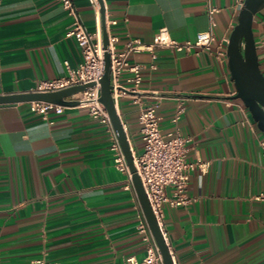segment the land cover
<instances>
[{
  "label": "crops",
  "instance_id": "obj_1",
  "mask_svg": "<svg viewBox=\"0 0 264 264\" xmlns=\"http://www.w3.org/2000/svg\"><path fill=\"white\" fill-rule=\"evenodd\" d=\"M243 0H72L85 29L99 13L122 50L151 42L164 28L174 39L211 29L210 50L164 47L129 53L141 66L139 102L123 94L117 109L131 146L142 148L138 110L151 104L163 133L189 134L186 159L206 165L189 173L193 200L163 202L162 224L175 264H264V157L258 127L235 97L226 50ZM207 3L217 6L210 24ZM74 15L59 0H0V93L32 90L83 59L66 31ZM252 30L264 74V6ZM152 53L155 56H152ZM128 70L120 74L126 83ZM181 107L179 118L173 116ZM45 119L28 102L0 103V260L33 264H113L142 258L146 222L131 179L116 168L114 130L83 105H65ZM170 188H167V191Z\"/></svg>",
  "mask_w": 264,
  "mask_h": 264
},
{
  "label": "built area",
  "instance_id": "obj_2",
  "mask_svg": "<svg viewBox=\"0 0 264 264\" xmlns=\"http://www.w3.org/2000/svg\"><path fill=\"white\" fill-rule=\"evenodd\" d=\"M59 1L63 7L74 15L72 25L68 28L66 34L73 35L76 38L81 48L83 59L77 66L68 67L66 75L42 79L32 90H57L78 83L93 82L89 87L76 91L68 98L77 99L78 103L76 105L87 106L92 116L106 123L110 128L111 123L108 113L104 105L99 101V79L103 73L105 51L109 53L111 93L117 106L119 98L123 94L129 95L133 101L139 102V94L136 89L141 79V66L129 61V53L132 50H152L154 47H164L174 51L189 52L195 50L199 52L200 50H210L214 40V34L211 29L198 31L194 39L180 41L171 38L166 30L161 28L151 42L143 43L134 39L128 41L124 49L117 50L115 46L117 36L110 33L107 29L108 44L104 47L99 13H95V29L92 32H88L75 14L72 0ZM91 2L94 5L97 4V0H91ZM217 10V6L207 3V12L211 25L213 24L212 15ZM217 53L220 56H227L226 50L223 48L218 49ZM152 56L155 55L152 53ZM125 70L131 72V75L126 78V83H123L120 80V74ZM27 102L30 111L40 114L45 119L49 118L50 112L61 113L65 106L44 100H29ZM181 109L180 106L176 109L173 116L174 121L179 118ZM138 121L140 124L142 148L137 152L131 146L133 162L151 209L168 244L166 232L162 224V203L166 202L171 206H176L191 202L193 197L187 192L189 173L196 167L202 169L206 163L199 157L195 160L186 159L187 142L191 139V136L181 133L177 128L163 133L159 127V115L156 113L153 105L147 104L139 107ZM260 145L263 149L262 154L264 157V139L260 140ZM111 149L116 168L126 172L131 179L126 159L117 138H114L112 141ZM168 187L170 191H167ZM254 196L264 200V192H259ZM140 227L144 232V238L147 240L145 255L140 259L134 255H130L124 261L113 264H163L161 253L147 223H142ZM0 264H3L1 260ZM33 264L52 263L44 257H37L33 259Z\"/></svg>",
  "mask_w": 264,
  "mask_h": 264
},
{
  "label": "water",
  "instance_id": "obj_3",
  "mask_svg": "<svg viewBox=\"0 0 264 264\" xmlns=\"http://www.w3.org/2000/svg\"><path fill=\"white\" fill-rule=\"evenodd\" d=\"M262 6H264V0L242 1L238 11L237 21L228 36L226 54L230 75L236 87L234 96L243 101L258 127L264 132V74L259 68L252 30L253 16ZM102 42L103 46L106 47L108 44V34L103 23ZM92 84L93 82H84L49 91L25 90L0 93V103L44 100L62 105H75L78 103V100L68 97L76 91L83 90ZM99 84V101L104 105L108 113L111 126L121 146L142 213L161 253L162 263L175 264L170 248L160 230L133 162L131 144L111 93L110 61L107 51L104 52V68L102 76L99 79Z\"/></svg>",
  "mask_w": 264,
  "mask_h": 264
}]
</instances>
